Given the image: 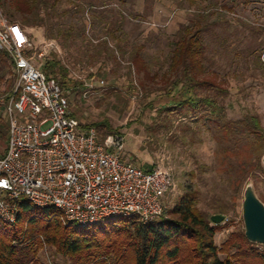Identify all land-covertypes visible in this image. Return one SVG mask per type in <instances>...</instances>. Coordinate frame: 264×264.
Wrapping results in <instances>:
<instances>
[{"label": "rangeland", "instance_id": "374dc122", "mask_svg": "<svg viewBox=\"0 0 264 264\" xmlns=\"http://www.w3.org/2000/svg\"><path fill=\"white\" fill-rule=\"evenodd\" d=\"M28 20L27 25L21 18L16 21L37 45L53 40L59 50L51 52V59L67 64L77 80V88L68 96L81 124L106 120L112 129L100 127L101 134L113 131L124 137L123 160L144 168L159 165L171 172L165 210L196 190L204 213L212 215L223 208L229 219L215 235L219 247L232 232H245L242 204L248 183L264 202V173L259 169V163L264 166V149L247 133L224 137L212 115L202 124L160 114L165 101L156 99L169 85L165 74L183 25L204 26L202 42L212 62L210 70L228 89L220 100L227 119L257 116L264 132V0H49ZM48 30L59 31L62 42L48 39ZM139 45L150 72L156 73L153 78L138 74L130 62ZM102 79L105 83L100 86ZM0 118L6 123L7 138L2 111ZM5 147L6 140L0 139V155ZM34 243L39 245L38 264L67 262L52 246Z\"/></svg>", "mask_w": 264, "mask_h": 264}, {"label": "trees", "instance_id": "16d2710c", "mask_svg": "<svg viewBox=\"0 0 264 264\" xmlns=\"http://www.w3.org/2000/svg\"><path fill=\"white\" fill-rule=\"evenodd\" d=\"M48 4L49 0H0L6 17L11 22L21 18L25 25L29 24V14ZM42 21L39 26L43 25ZM183 27L170 56L169 71L165 74L169 85L164 96L156 99L165 101L158 109L159 113H168L180 120L190 118L194 123H202L212 115L224 137L247 133L249 137L254 136L252 143L254 141L261 150L264 149V132L257 116L237 121L227 119L220 100L228 95V89L217 82L210 70L212 62L202 42L204 26ZM60 34L59 31H46L48 39L62 42ZM142 49V45L134 47L130 62L138 74L153 78L156 73L150 72ZM39 66L49 78L57 79L64 90L77 88L78 82L73 79L69 66L59 58L43 60ZM16 79L10 57L0 51V93L3 96L0 111ZM150 105L153 107V102ZM82 127H95L100 140L106 135L105 132L101 134L100 127L112 129L106 120ZM184 127L188 128L186 124ZM4 130L6 123L0 118V139H5L7 144ZM259 169L264 173L261 163ZM198 203V191L192 190L181 196L172 208L166 209L158 220L144 223L135 216L111 217L82 226L63 223L60 211L55 207H38L22 200L15 223L9 224L0 218V264H38L36 240L52 246L67 258L65 264H264V245L249 241L244 230L232 232L219 247L215 235L225 224H222L223 220L214 222L212 216L220 214L225 218L224 210L220 208L218 213L207 215Z\"/></svg>", "mask_w": 264, "mask_h": 264}, {"label": "built area", "instance_id": "2783aa9c", "mask_svg": "<svg viewBox=\"0 0 264 264\" xmlns=\"http://www.w3.org/2000/svg\"><path fill=\"white\" fill-rule=\"evenodd\" d=\"M58 50L53 40L37 45L0 6V51L8 54L17 75L2 107L8 133L0 155V218L15 223L20 202L28 200L57 208L65 224L87 226L111 217L135 216L144 223L160 219L171 172L123 160L121 134L100 140L95 127H82L71 110L69 91L35 63L50 60Z\"/></svg>", "mask_w": 264, "mask_h": 264}, {"label": "water", "instance_id": "95a60500", "mask_svg": "<svg viewBox=\"0 0 264 264\" xmlns=\"http://www.w3.org/2000/svg\"><path fill=\"white\" fill-rule=\"evenodd\" d=\"M264 162V155H263ZM245 235L253 243L264 245V202L258 197L252 183L244 189L242 204ZM220 214L212 216V220L219 223L223 220Z\"/></svg>", "mask_w": 264, "mask_h": 264}]
</instances>
